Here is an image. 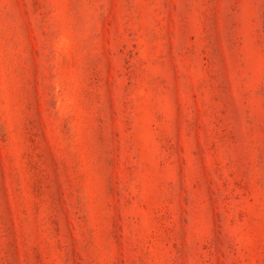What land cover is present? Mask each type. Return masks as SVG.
Masks as SVG:
<instances>
[{
	"label": "rangeland",
	"instance_id": "obj_1",
	"mask_svg": "<svg viewBox=\"0 0 264 264\" xmlns=\"http://www.w3.org/2000/svg\"><path fill=\"white\" fill-rule=\"evenodd\" d=\"M0 264H264V0H0Z\"/></svg>",
	"mask_w": 264,
	"mask_h": 264
}]
</instances>
